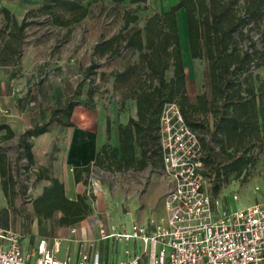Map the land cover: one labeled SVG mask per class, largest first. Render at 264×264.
I'll return each mask as SVG.
<instances>
[{
	"label": "trees",
	"instance_id": "trees-1",
	"mask_svg": "<svg viewBox=\"0 0 264 264\" xmlns=\"http://www.w3.org/2000/svg\"><path fill=\"white\" fill-rule=\"evenodd\" d=\"M43 1L40 12L48 14L63 26L82 20L89 13L91 5L87 0ZM83 1L87 3L83 5ZM129 1L135 7L124 10L120 30L98 41L93 46V53L99 57L115 56L124 48H129L131 53L138 54L139 62L147 69L146 76L142 83L137 80L131 83L126 94L135 100L136 118L130 116L126 124H119L118 147L107 142L91 163L73 168L75 182L88 184L93 167L114 172L142 169L148 162L161 166L159 116L163 105L172 101L178 103L185 122L203 133L200 140L204 165H209L217 177L228 172L241 175L251 161L249 150L264 143V80L253 72L264 60V32H261L260 46L250 33L253 26L263 22L264 0H178L167 10L152 12L141 27L135 25L139 19L137 11L147 8L146 0ZM56 5L67 8L68 15L56 14L53 10ZM179 10L184 14V20L180 16L186 55L206 61L208 89L198 93L195 102L187 100L186 71L177 21ZM30 11L18 23L0 0V14L7 23L12 21L15 27L13 33L20 38L28 24ZM12 50H16L18 58L20 50ZM95 67L92 63L87 71L91 72ZM135 68L127 67L112 75L120 78L129 72L138 77ZM19 70L16 59L12 80L18 77ZM79 103L67 98L62 107L50 111L46 120L20 132L17 149L26 160L25 170L34 165V138L48 132L53 123L74 126L70 117L73 107ZM198 114L205 118L200 120ZM208 116L212 117L211 124L208 123ZM106 131L109 136V119ZM220 154L225 156L224 166H220ZM43 173V178L49 180V184L43 186L42 193L32 200L33 211L42 213L45 218L59 211V223L63 225H72L84 219L91 209L88 201L90 195L78 194L76 199H70L58 178L49 175L46 168ZM0 176L5 195L15 193V190L10 193V188L15 186L17 178L5 153H0ZM218 186L212 184L215 193Z\"/></svg>",
	"mask_w": 264,
	"mask_h": 264
},
{
	"label": "rangeland",
	"instance_id": "rangeland-1",
	"mask_svg": "<svg viewBox=\"0 0 264 264\" xmlns=\"http://www.w3.org/2000/svg\"><path fill=\"white\" fill-rule=\"evenodd\" d=\"M3 1V0H1ZM15 9L19 15L21 3L31 10L27 16L28 24L23 29V36L14 35L15 27L12 21L8 22L0 14V55L6 61L17 58L16 50H20L23 57L22 68L30 74L27 80L28 97H35L40 107L49 104V112L59 107L66 97L89 105L94 109H102L111 117L112 125L126 119L135 106V100L127 97L131 83H142L146 76V68L139 62L137 53H131L124 48L115 56L104 55L99 57L93 53V46L101 40L115 35L122 26V16L125 9L134 8L135 4L129 0H87L91 2L90 11L82 20L69 26L57 24L48 14L40 12L43 0H4ZM87 1H83L85 5ZM161 3V0H156ZM164 2L166 0H163ZM176 0H172L174 3ZM147 8L137 11L139 19L136 26L141 27L144 19L153 11L159 9L152 0H146ZM58 15H68V9L62 6H53ZM12 13V12H11ZM13 14V13H12ZM22 13H20L21 15ZM19 23L21 18L16 19ZM181 39V50L186 71V93L189 102L196 101V95L204 89L206 84V61L200 58H190L185 51V37L181 16H177ZM252 26V24H250ZM264 32V19L259 26H253L250 33L257 45H261V32ZM96 65L91 72L87 71L90 64ZM133 73L116 78L113 72H121L127 67H134ZM264 80V60L261 66L253 69ZM137 80V81H136ZM31 82V83H30ZM197 118L203 120V115ZM212 117L208 116L211 124ZM200 135L202 132L197 131ZM18 135L11 139L0 140V150L7 154L12 173L17 183L10 188V193L18 190L22 193L21 201L27 202L32 198V191L39 187L41 180L36 178L32 168L25 170L26 160L17 149ZM218 151V148L215 147ZM251 161L241 175L234 172L221 173L216 176L209 165H205L206 176L212 184H218V194L223 204L230 209H237L249 203L264 200V143L251 148ZM221 164L225 165V156L220 154ZM160 166L150 162L142 169H128L110 172L103 168H96L91 173V183L96 188L103 189L105 195L104 206L112 210L126 212L135 207L137 210L147 208L148 213L158 211L162 195L165 190L161 181ZM90 191L88 199L91 209L97 207V194ZM238 199L233 200L232 195ZM18 200V199H17ZM14 202V200H13Z\"/></svg>",
	"mask_w": 264,
	"mask_h": 264
},
{
	"label": "built area",
	"instance_id": "built-area-1",
	"mask_svg": "<svg viewBox=\"0 0 264 264\" xmlns=\"http://www.w3.org/2000/svg\"><path fill=\"white\" fill-rule=\"evenodd\" d=\"M158 134L166 191L161 212L148 219L153 230L135 221H97L102 240L142 244L141 254L114 264H264V200L237 209L223 204L205 174L201 135L185 122L177 102L163 105ZM59 242L43 238L24 252L21 234L0 226V264H103L93 241L76 260L58 256Z\"/></svg>",
	"mask_w": 264,
	"mask_h": 264
},
{
	"label": "crops",
	"instance_id": "crops-1",
	"mask_svg": "<svg viewBox=\"0 0 264 264\" xmlns=\"http://www.w3.org/2000/svg\"><path fill=\"white\" fill-rule=\"evenodd\" d=\"M152 1L153 3L155 1L154 6L159 7L156 11L162 12L178 0L174 3L172 0H166L165 2L161 0V3H157L156 0ZM1 5L7 7L16 19L18 16L22 19L25 15L24 12L27 10L25 5L21 3L18 10L19 15H17L18 13L12 5L6 1H1ZM20 13L22 14L20 15ZM178 14L184 20L183 11L179 10L177 16ZM0 50L7 49L0 47ZM16 59H18L20 70L18 77L12 80ZM22 63V55L9 61H6L0 55V140L11 139L16 134L19 137L24 128L46 120L50 113L49 104L46 107H40L39 101L35 97L27 96V80L30 74L22 68ZM67 98L69 97H66L65 100ZM65 100L59 107L64 105ZM130 116L136 118V105L127 118L121 120L120 123L112 125L110 122V135L108 136L106 126L107 119L111 121L109 114L102 109L82 105V102H80L73 107L71 113L70 119L74 126L53 123L48 132L34 138L32 145L34 165L31 168L36 178L41 180V183L39 187L32 191L33 196L28 198L26 203L21 201L23 195L20 191L16 190L11 195H5L0 176V226L10 227L21 234V248L24 252L30 251L36 246L38 240L45 238L49 243L60 240L58 256L70 255L73 260H76L78 254L87 248L85 243L89 241H93L96 249L100 251L101 263L103 264H114L121 259L132 257L138 253L141 254L142 244L139 240L127 242L119 239L102 240L98 234L97 221L104 224L120 221L130 224L131 221H135L144 226L147 232L150 233L153 228L149 225L148 219L151 215L161 212L162 200L158 211L151 215L148 213L150 203L146 205L147 208L143 207L141 211L132 207V210L124 213L118 210L113 214L110 208L104 206L105 195L101 186L96 188L92 185L91 174L89 183L84 184L81 181L75 182L73 173L74 167L91 163L103 144L108 142L112 146L118 147V126L119 124H126ZM0 153H5V151L0 150ZM44 168L47 169L49 175L58 178L63 183L65 195L70 199H76L78 194H90L92 187L95 189L92 190L93 195H96L98 191L101 192V194L94 197L97 200V207L90 209L89 214L84 219L72 225L59 223L61 215L59 211L49 218H45L42 213H35L32 200L42 193L43 186L49 184V180L43 178ZM96 168L93 167L91 173ZM162 182L165 192L166 183Z\"/></svg>",
	"mask_w": 264,
	"mask_h": 264
}]
</instances>
